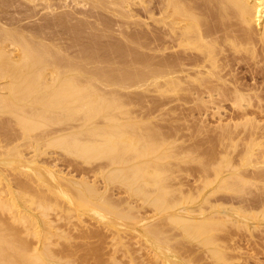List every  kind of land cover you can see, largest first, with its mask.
<instances>
[{
	"label": "bare ground",
	"instance_id": "bare-ground-1",
	"mask_svg": "<svg viewBox=\"0 0 264 264\" xmlns=\"http://www.w3.org/2000/svg\"><path fill=\"white\" fill-rule=\"evenodd\" d=\"M50 2L53 3L54 1L0 0V134L2 135V132L6 131V129L10 130L9 128L12 126L14 128L17 127L16 130L19 129L21 132V134L18 133L17 135L15 133L18 130L14 131V128H11L14 133L10 130L9 133L12 134H7L8 132H6L7 136L5 134L0 136V167H7L8 169L6 168V170L11 169L13 166L16 169H19L17 167L28 169L32 175L29 176L30 174L28 175L27 170V178L24 176L23 183L27 184L26 179L28 181L29 177V182L32 184L40 181L43 187L48 188H45V190L49 191L50 196L57 197V201H59L56 203L64 202L66 204V206H62L66 209L69 216L71 214L69 212L75 213L77 227H83L82 219L77 217V215L79 216L77 212L81 210L83 212H91L93 219L96 216L97 220L95 222L103 229L109 225L112 226L115 220L129 219V223L131 219L134 220L133 223H135L136 228H114L113 232L116 238L114 236L113 238L117 242L116 246L122 247L124 245L125 247L126 244H129L127 240L130 239L128 238L130 236H125L129 232L131 233V239L135 236L136 238H141L138 244L141 241L145 243L144 245L149 244L154 249L156 247L158 251L160 250V246L158 245L163 244L164 238V241L170 239L168 241L171 244L173 243V246H165L169 248L172 246L173 252L170 251L171 249L166 250L167 252L170 251L171 255L168 253L170 256L164 257L162 251L166 248L163 250V247L159 251L162 256L156 253L153 255L156 258L152 256V259L154 258L159 261L156 264H197L199 261H203L204 263L206 260H212L214 264H239L235 260V263L232 261L237 256L235 253L232 254V251L238 253L240 250L239 245L243 243L235 240L240 244L236 246L231 245L230 253L228 242L229 240L231 242L233 237L228 238L229 240L227 239L228 241H226L228 246L225 245V242L222 243L220 240L224 241L226 236L224 237L220 233V230L222 227L226 228V224L228 225L229 222H232V227L234 224L236 228H245V220L250 218L254 212L251 211L250 205L252 204L249 205L250 207L246 204L248 199H245L247 192L244 186L247 184L249 186L250 184L254 185L255 181L264 183V0H120L118 2L120 3L119 10L121 11L124 24H122V27L125 28V32L126 28L129 31V27L132 25L139 28V34L135 35L137 36L135 39H137L142 53L139 56L140 60H138V64L141 62L142 71L139 68L140 73L145 72L146 75L150 73L154 77V80L158 79L161 82L159 86H161V89L165 87L163 90L167 89V94H171L173 102H178V104L179 102H184L187 105L202 108L212 119H216V123L225 122V125L230 124V127L232 125L233 130L231 129L232 127H228L229 129H227V126H224V129L227 130H220L222 132L226 131L221 138H224L222 144L224 145L228 140L229 146L225 143L223 146L225 149H220L218 154L222 155V158L226 161L224 163L228 165L229 160L231 167L229 169H232L233 166V164L231 166V161L233 160H231V154L235 155V159L239 161L238 163L236 160H233L238 163V166L235 165L237 166L235 171L233 170L234 166L232 170H228V165H224V168L227 167L226 170L222 168L216 171V174L214 172V175L212 174L214 177L210 181H204L205 177L201 176L202 181H198L199 184L193 183V185L187 186V183L189 185L191 182H186V184L184 183L185 185L181 182L175 184L174 188H171V186L167 187V183H165L166 187L164 188V185L161 186L157 182L159 186L157 189H154L155 191L157 190V196L151 200L146 197L149 193L147 189L153 186V184L149 185V182H151L148 180L149 176H151L150 173L154 172V177L159 180L157 176L161 175L160 172L162 173L165 165L161 167L160 171L156 168H151L152 163L150 164L149 162H146L149 163L148 165L146 163L143 164V162H136L132 158L130 160L133 162L125 160V157L127 159V156L132 153L136 157L137 155L139 157L146 152V148L143 145H141L143 148L139 146L140 151L136 150V148L134 149L131 145L133 143L132 136L131 141L128 137L130 136V125H133L130 123L131 121H129L130 125L127 121V124L125 122L124 125L122 124L123 126H118L120 130L117 134L111 133L106 127L103 128L105 130L100 128L101 132L98 129L100 136H104V141L102 140L100 144L87 139L88 136L95 135L94 131L98 133L97 129L89 127V124H92L89 123L91 117L94 116L96 110L100 111L108 103L105 104L103 100L100 101L102 96L100 98H93L89 88H85L86 85L83 87L78 84L79 87H77V83L79 82L75 84L76 81L71 73L81 69L73 67L69 63L67 66L61 68L56 63L55 58H52V56L59 57L60 62L58 54L60 52L63 53V50L61 51L60 49L62 48L57 47L59 43L56 41H61L59 37L62 36L60 34L61 31L58 29L60 28L64 31L62 27L72 20L74 21L75 15L68 10L64 12L62 10V12L56 11ZM92 6L94 5L92 4ZM58 9L60 10V7ZM70 10L72 9L70 8ZM68 29L71 32L73 31L72 27H68ZM80 33H82V30ZM64 35L67 36L66 34ZM70 35L71 33H69ZM73 38H76V34ZM148 39L150 40L149 42L147 41ZM61 42L63 44V41ZM146 43H150V45L147 46L148 44ZM69 45L68 47H70ZM72 46L70 48H73ZM75 57L77 56L75 55ZM146 57L153 60V66H148L149 62L146 60ZM52 60H55L54 63ZM64 61L65 65L66 59ZM61 64L63 65V63ZM140 66L138 65V67ZM88 69L90 70V67ZM90 71L92 72V69ZM61 73H68L69 75L63 76L64 80H57ZM94 78L96 79V77ZM40 119L42 121L44 119L46 122L50 121L49 123L55 122V120H68V122L72 120V122L76 121V124H70L69 126L66 124L67 126L63 129L50 128V131L43 133L42 131H47V128L49 129L47 127L48 123L45 122L42 125H46L47 128H44L45 130L43 129L42 133L38 130L39 133L33 134L32 132L38 128L39 123L41 124ZM139 121H137L138 126L142 124V121L140 124ZM134 123L136 124V122ZM10 125L11 127H9ZM51 127H53V123ZM108 127L110 128L111 125H108ZM219 127L221 126L218 125L217 130H219ZM217 133L216 136H218ZM151 134L153 133L151 132ZM79 135L81 136L80 139H82V136L87 137H85V140L80 141V139L77 140ZM113 136H116V138H113ZM238 146L240 147L238 151L226 149V147L235 149ZM150 147L152 148L151 145ZM56 149L64 152L57 151ZM25 150L28 151L24 154ZM134 150L137 155L134 154ZM154 150L155 148L151 151ZM96 153L97 156L105 155V157L107 156L106 159H114L113 162H118L119 158L121 159L126 155L121 160V164L125 166L118 170L119 172L114 169L117 172L116 174L114 171L117 176L120 177L122 175L121 179L118 178L120 180L119 184L122 186L120 188H123L122 190L119 189V185L115 186L114 178L116 176L114 177L112 173V177L108 173L106 176L102 174L104 172L103 169L106 170L105 166L103 168L92 167L93 169H91L84 167V163V166H80L79 168L77 165H80L79 161L75 164L74 162L77 161L72 158L77 154L76 159L78 157L87 163L89 157L92 158ZM159 155H157L158 158L156 156L153 159L155 161L158 159L162 161L164 154L162 157ZM112 160L108 161L111 162ZM254 167H256V170H254ZM111 170L113 171V169ZM166 170L168 171L169 168H166ZM7 174L0 173V264H73L72 259H64L61 254L59 255L62 258L59 257V252H57V257L55 255L56 250L53 251L51 249V239L59 236L61 238L62 233L57 232L59 228L53 226L54 220L49 221L47 217L48 212L46 214V210L48 208L45 206H48V202H46V205L44 203L45 206L39 204L38 201V205H36L37 202H32L36 206L31 207L32 203L29 204L30 206L27 205L28 199H26L24 205L22 202V205H19L17 203L19 197H16L18 194L15 192L17 190L13 188L15 183L19 184V180L13 183L11 179H8L10 175ZM26 174L24 173V175ZM166 178L169 180L170 177ZM197 179L199 180V178ZM232 180H234V184L237 186L243 187L238 192L237 196L239 195V197L237 199H234V201L232 198L230 200L221 197L220 199L217 197V199H214L213 195L211 197L214 201L209 202V195L214 192L216 194V192H219L217 190L220 187V190H222V187L227 186L228 183L234 185ZM159 182L161 183V180ZM193 182H195V179ZM113 184L115 185L113 186ZM24 185L22 184L25 190ZM210 185H214L213 188L211 187V189L206 190ZM19 186L21 185H17V187ZM145 189L147 190L146 192ZM123 193L127 197L126 195L122 196ZM23 194L25 193L23 192ZM166 195L167 197H165ZM168 195L169 198H173L174 201L172 203H170ZM137 196L143 200V204H146V207L148 206L149 211L152 212L151 215L146 214L148 211L143 209L144 205L141 207V203H139L140 205H136L137 201H139L138 198V200L136 199ZM164 197L168 198V200ZM134 198L136 199V204H134ZM164 199L166 200L165 203L169 201L170 204L167 203V205L169 208L173 206V210L170 214L161 216L159 213L162 210H168L167 206L164 205ZM30 201L32 200H29L28 203ZM183 203L189 205H182ZM194 203L195 205H193ZM97 204L101 205V208L107 207V210L111 209L112 211H107L106 213L111 214V217L114 219H109L107 217L109 215L101 216L99 213L97 214L92 209ZM50 205L51 203H49V208L51 207ZM58 205L61 206V204ZM98 207L97 205L96 208ZM86 208H89L88 211L84 210ZM140 208L143 211H139ZM29 209L34 211L38 209L39 220L36 219L35 214L31 213ZM261 209L264 212V206ZM50 210L48 209V211ZM17 211H19V214ZM256 213L258 214V212ZM256 216H254V219L257 220L258 217ZM248 220L251 221L252 219ZM119 221L121 222L122 220ZM162 221L166 226L170 225V232H166L168 228L166 231L164 230L163 226L165 225L162 226ZM14 224L21 226L18 229V225L15 227ZM154 225H156L155 228H153ZM109 229H112V227ZM125 230L128 232L126 233ZM109 232L112 234L111 231ZM234 232L232 235H234ZM231 233H229L230 236H232ZM217 234L222 235L224 238ZM236 235L238 237L240 235V238L235 237L236 239H242V242H244V237L241 238V234L238 235L237 233ZM27 238L34 239L38 245L35 247L31 246ZM103 238L105 239V237ZM62 239H64L63 236ZM114 239L112 240L114 241ZM183 240H187L185 244L182 243ZM168 241L167 243L170 244ZM32 244L34 245V243ZM68 245L71 247L69 242ZM71 248L73 249L74 247L72 246ZM88 250L86 248V252ZM96 250L98 251V249ZM138 251L140 252V250ZM93 252L96 253L95 251ZM151 252L153 250L151 251L150 249ZM72 253L70 256H72ZM124 253L126 254L127 251L123 252L121 257H125L123 256ZM120 255L115 258H119ZM132 255L130 253V256ZM239 255L238 253V257ZM241 257L238 260L236 259L237 262L241 260ZM115 258H113V261L111 258V264L122 263L119 261L121 260L120 258L119 260L117 259L119 262ZM139 258L141 260V257L137 259L139 260ZM132 259L133 257L128 259L127 263L139 264L138 262L135 263V260ZM96 260L98 259L96 258ZM144 261L147 263V260ZM242 261H239L240 264H242ZM243 262L246 264L245 261ZM154 263L151 262V264ZM203 263L201 262L200 264Z\"/></svg>",
	"mask_w": 264,
	"mask_h": 264
},
{
	"label": "rangeland",
	"instance_id": "rangeland-1",
	"mask_svg": "<svg viewBox=\"0 0 264 264\" xmlns=\"http://www.w3.org/2000/svg\"><path fill=\"white\" fill-rule=\"evenodd\" d=\"M47 1H49V0H47ZM52 1H54L53 3L56 4L54 6V4L52 2H50L52 4L53 8L56 9V11H59V12L63 11L64 12L65 10L66 11L68 10V11L72 12L75 15V17H74L75 20L74 21L72 20L71 22L66 24L64 27H62L64 29V31L61 30L60 28L58 29L59 31H61L60 34L62 35L59 38L61 39V41H63V44H62V42L60 40L56 41V42L59 43L57 47L62 48V49H60L61 51L63 50L62 51L63 53L60 52V54H58V56H60V62H59V59H58L59 57L57 58L55 56L54 57L52 56V58H55L56 63H58L61 66V68L67 66L68 63H69V64H71V66L81 69V70H75V72L71 73V75L73 74L72 76H73V78L76 81L75 84L77 82H79V83H77V87H79V85H82L83 87H84V85H86L85 88H89V90L91 91V96L93 98L94 97L100 98L102 96L103 99L100 98V101L103 100V102H105V104L108 103L107 105H104L103 108L100 109V111L96 110L97 112L96 111L94 112V116L91 117L90 122H89V123H92V124H89V127L97 129V131L99 129L100 132H101L100 128L103 129V128L106 127V129L108 128V130H110L111 133L113 132V134L114 133L117 134V132L120 130L119 127L123 126L125 122L127 124V121H128L129 125H130V123L133 124V125H130L131 126L130 127L131 130L129 129L130 136H128L130 138V141H131V136H132V139H133V143L131 144L132 147L134 149L136 148V150H139L140 148H143V147L146 148L145 149L146 150V152H145L146 155L144 153L145 156L141 155V156L138 157V155L135 153V150H134V154H136L137 157L135 155H133V153H132V154L127 156V159L125 157V160H128L129 162H133V161L130 160L132 158V160L134 159L136 162H139V163L143 162V164L146 163V162H149L150 164L152 163L151 164V168L153 167V169L156 168L157 170H160V171L162 169L161 167L165 165L163 167L164 169H163L162 173L160 172L161 175L157 176L159 180H157L156 177H154V172L150 173L151 176H153V177L151 178V176H149L148 180L151 181V182H149L150 183L149 185L153 184V186H151V187H149L147 189L150 194L148 193L146 195V197L149 200H151L153 197L155 198L157 196L156 195V191L157 190L155 191L154 189H157L160 184H161V186H163L165 183H167L166 184L167 187L171 186V188H174L175 184H179L181 182H182V184H184V183L186 184V182H191V184H189V185L187 183V186H190V185H193V183L194 184H199L198 181H202L201 176L203 178L205 177L207 179L206 180L204 178L203 179L204 181H208V180L210 181L214 177V176H212V174L214 172H215L214 174H216V171H219V169L221 170L222 168L226 170L227 167L224 168V165L227 166L228 164L224 163L226 161L222 158V155L220 156V154H218V152H219L220 149H225V147H223L225 145V143L228 144V146H229V143H228V140H227V142H225L224 145L222 144L224 138L223 139H221V138H222V135L225 134L226 131L222 132L220 130L224 129V126L225 127L227 126L226 128L229 129V128L232 127V125L230 127V124L229 125H225L226 124L225 122L224 123L223 122H219L220 124L216 123V119L215 118L212 119L211 116L208 115V113L206 114L202 108L195 107V106H192V105H189V104L187 105L184 102H179V104H178V102H175V101L173 102L171 94L170 93L167 94V89L163 90V88H165V87H162V89H161V86H159L160 85L159 83H161V82L158 79H155L156 80L155 81L154 77L150 73H147V75H146L145 72H141L140 73V69H141L140 63L141 62L138 64V60H140L139 56L142 53H141V50L139 48L138 41H137V39H135L137 37L135 35L137 33L139 34V28H137V27L132 25L131 27H129L130 29L128 28L129 31L126 28V32H125V28L122 27L123 18H122V15L120 13L121 11L119 10L120 9V6H119L120 3H118V2H120V0H114V1L113 0H88V2H87V0H52ZM59 2H61V3H59ZM62 4H64V5H62ZM92 4L94 6H92ZM66 5H68V6H66ZM102 5H104V7H102ZM87 6H89L90 8L87 7ZM59 7H60V10L58 9ZM70 8L73 11L70 10ZM77 22L79 24L78 26H77ZM88 22H89V24H88ZM71 23L72 24L75 23L76 25L75 24L72 25ZM85 24H87V25H85ZM68 27H72L73 34H72L71 30H70L71 28L68 29ZM81 30H82V33H80ZM68 31H70V32H68ZM66 32H68V33H66ZM69 33H71L70 36H69ZM64 34H66L71 39H69ZM75 34H76V38H73V37H75ZM129 34H130V36H129ZM93 35H94V37H93ZM131 35H132V37H131ZM147 41L149 42L150 40L148 39ZM69 43H70V45H69ZM71 43H72V45H74V44L75 45L72 46ZM150 43L149 44L146 43V44H148L147 46H149ZM68 45L70 47L72 46L73 48L68 47ZM66 48H69V49L66 50ZM64 52H65V56H64ZM61 54H63V55H61ZM75 55L77 57H75ZM76 58H77V60H76ZM61 59H62V62H61ZM64 59H66L65 65H64V62H65ZM55 60H52L53 63H54ZM146 60H148V62L150 63V64L148 63V66H153V60L152 59L146 57ZM61 63H63V65ZM88 64H90V65L88 66ZM138 65L140 67H138ZM80 66H81V68H80ZM88 67H90V70L92 69V72L88 69ZM87 69H88V71H87ZM84 70H86V71H84ZM141 71H142V69H141ZM143 71H144V69H143ZM65 75L68 76L69 74L68 73H66V74L61 73L57 80H59V79H63L64 80V78H62V77L65 76ZM78 76H79V78H77ZM93 76L96 77V79ZM127 77H128V79H127ZM90 79H93V80L90 81ZM82 86H80V87H82ZM158 88H159V90H158ZM182 103L185 104V105H183ZM208 116H210V117H208ZM139 119H140V121H139ZM214 119H215V121H214ZM40 121H41V124L39 123V126H38L39 129L38 128L36 129L37 131L39 130L40 133H42V132L46 133V132L50 131V128L51 129H57V128L58 129L59 128L63 129V128H65L67 126L66 124H68V126L70 124H76L75 123L76 121L72 122V120H69L70 123L68 122V120H65V121H62V120L57 121V120H55V122L52 121L51 123H49L50 121L46 122L44 119H43V121H42V119H40ZM129 121H131V122L129 123ZM137 121H139V124L142 121L141 122L142 124H140L138 126ZM45 122L48 123L47 127H49V129L46 127V125H42V124H45ZM134 122H136V124ZM52 123H53V127H51ZM221 123H223V124H221ZM108 125H111V127L109 128ZM218 125L221 126V127H219V130H217L218 129ZM140 126H141V128H140ZM9 127H11V125ZM137 127H139V128L137 129ZM11 128L13 129L14 126H12ZM11 128H9V129L11 130L12 133H14V131L18 130V132L15 133V134H17V135H18V133L21 134L19 129L16 130L17 127L13 129L14 131ZM44 128H47L46 129L47 131H42ZM227 129H224V130H227ZM231 129L233 130V127ZM10 130L6 129V131L2 132V135H4L6 132H8L7 134H12V133H9ZM36 130H34V132H32V133L33 134L39 133V131L37 132ZM103 130H105V129H103ZM230 130H228V131L230 132ZM232 130H231V133H232ZM99 131H98V133L94 131V133H95L94 136H88V137L87 136H82V139H80L81 138V136H80L81 134H80L79 135L80 137L78 136L79 138L77 137V140L80 139V141H82V140H85V137H87L88 140H91L94 143L96 142V143L100 144V143H102V140L104 141V139H103L104 136H100V132ZM217 131H219V132L217 133ZM151 132L153 134H151ZM0 133H1V131H0ZM216 133H217L218 136H216ZM219 133H220V138H219ZM2 135L0 134V136H2ZM137 136H138V140H137ZM89 138H91V139H89ZM113 138H116V136H113ZM87 139H86V141H88ZM135 140H136V142H135ZM144 140H145V142H143ZM141 145H143V147ZM150 145L152 146V148L150 147ZM172 145H173V147H172ZM139 146H140V148H139ZM154 148H155V150L151 151ZM169 149L172 152H170ZM226 149H228L230 151H235V150L238 151V150H240V147L239 146L235 147V149L234 148H230V147H226ZM56 150L60 151V152H64V151H62L60 149L59 150L56 149ZM27 151L28 150H25L24 154ZM166 152H167V154H165ZM159 153H160V155H159ZM65 154H67V153L65 152ZM76 155L74 157H72V158H74L77 161V162H74L75 164H77L78 161H79L80 165L77 164L79 168H80V166L83 167L84 163H85L84 167H89L91 169L98 168V167H102L103 168L105 166L104 168H106V170L103 169L104 172L102 174H104L106 176L107 173H108V174H110L111 177H112V175L114 177L116 176V178H114L115 181L113 180L116 185L113 184V186L114 185L115 186L119 185L118 186L119 189L120 190L123 189V188L122 189L120 188L122 186H121V184H119L120 183L119 179L122 178V175H120L121 174L120 173V174H118V175H120V177L117 176L116 175L117 172L115 170L118 171L122 167L125 166L124 164H121V160H123L124 156H126V155H124L123 158H121V159L119 158L120 161L118 159H117L118 162L114 161L115 163L113 162L114 159L112 160V159H108L107 158L108 160H112L111 161L112 163L109 162L106 159L107 156L105 157V155H103V156L98 155V156L103 157V158H100V157L97 158L98 157L97 153L92 158L89 157V160H88L87 163L85 161H83L82 159L78 158V157L76 159L75 158ZM149 155H150V157H149ZM157 155H159L161 157L163 155L164 159L162 157V161L160 159H158L159 161L158 160L155 161L153 158H155ZM165 155H166V157H165ZM69 157L71 158L70 155H69ZM136 158H138V159H136ZM157 158H158V156H157ZM236 158H237V156H236ZM232 159L236 160L239 163L238 159H235V155H233V154H231V160ZM232 161H231V166L233 164L234 169H233V166H232V169L235 171V169L238 166V163L234 162V161L232 162ZM149 163H146V164L149 165ZM228 163H229V165H228L227 169L228 170H232V169H229V167H230L229 160H228ZM161 164H163V165H161ZM235 165H237V166H235ZM108 166H109V168H108ZM6 168L7 167H4V166L0 167V173H2V174H7L8 173L7 175H10V177L8 179H11V182L13 181V183H15V182H17L19 180L18 183L21 185V186H19L20 187L19 188V187H17V185H19V184H17V183H15V185L12 184L13 188L18 191L17 192L15 190H13V191L16 192V194H18L17 196L15 194V196L17 198L18 197L20 198V199L18 198V202H17L19 205H22V204L24 205L26 203L25 200L28 199L27 203H26L27 205H29L32 202L35 203V202L38 201L39 204H41L43 206H45L47 204L46 202H48V206H45V207H47L49 210L52 207L50 211H48V209L46 210V214L48 212L47 217L49 218V221L54 220V223L52 222L53 226H55L56 228H59L58 230H60V231L57 230V232H59L60 234L62 233L61 234V238L59 236V237H53L51 239V241H52L51 249L53 251L56 250L55 255H57V252H59L58 255L61 254V256H63L64 259H68V260L72 259L71 261H72L73 264H83V262H84V264H111V262L113 261V258L118 257L120 254L121 255H120L119 258L122 261L119 260V258H115V259H116V261L119 260L120 263L122 262L121 264H128L127 260L130 259L131 257H133L132 260H135L134 261L135 263L138 262L140 264L143 261L142 264H151V262L152 263L155 262L154 264H156L159 261L154 259V258L153 259L155 261L152 259V256L155 253L160 255V256H162V254H163L164 257H166V256L168 257L169 254L171 255L170 251L173 252V249H171L172 246H173V243L171 244L169 242L170 239H168L169 241L168 240L164 241L165 240V238H164V240L162 241L163 244L161 243V244L158 245V246H160L159 247L160 250H162L163 247H164L163 250L166 248L164 251H166L168 249L169 250L171 249L168 252L167 251L166 252L162 251V254H161L159 252L160 250L159 251H158V249L156 250V247L154 249L149 244H146L149 247H151V248H149L148 246L144 245L145 243H142L141 241L139 242L140 244H138V241L141 240V238H136V236H135V237H133L134 239L133 238L131 239V233L130 232L127 233L128 229L125 230L128 235L126 233H125L126 235L124 234L126 237L130 236V237H128L130 239L127 240L128 241L127 243H129V244H126L128 246H126V245H125V247H124V245H122V247L119 246V245L116 246L117 242L114 239V238H116L115 233L113 232L114 228L115 227L116 228H120V227L121 228L122 227L123 228H125V227L136 228L135 227V223H133L134 220H132V219L130 220V223L132 222L131 224L129 223V219L128 220L119 219V220H122L123 222L122 221L120 222L119 220L118 221L115 220L116 221V222L114 221L115 225L113 224L112 226L111 225L108 226L109 228L112 227V229H109L108 227L107 228L104 227V229H105L104 230L101 226H99L98 223L95 222V220H97L96 216L93 219L91 212L90 213L89 212H83L81 210L80 212H77L79 214V216L77 215V217L79 219H82L83 227H81V226L77 227L76 222H75L76 221L75 220L76 219L75 218V216H76L75 213L73 214V212H69V213H71L70 216H69V214L67 213L66 209L63 207V206H66V204H64V202L63 203L62 202L61 203H56V202L59 201V200L57 201V197L56 196H54V197L50 196L49 195V191H46L48 188L47 187H43V184L40 183V181H36L37 184H35L36 182L34 184H32L31 182H29V180H30L29 179L30 177H29L28 181L26 179V182H28V183L27 184L25 182L23 183V179H25L24 176H26V178H27L26 171L28 169H24V168H21V167H17L19 169H16L15 166L11 167V169H9V170H6ZM166 168L167 169L169 168V170H171V171L168 170L169 171V173H168ZM75 169H77V168H75ZM111 169H113V171ZM109 170H110V172H108ZM254 170H256V167H254ZM257 170H258V167H257ZM28 171H27L28 175L30 174L29 176H31L32 173L30 171L29 172ZM114 171L116 172V174L114 173ZM172 171H173V173H172ZM155 172H156V170H155ZM24 173L26 175H24ZM111 173H112V175H111ZM208 173H209V175H208ZM168 174H170V175L166 176ZM194 174H195V176H194ZM197 174H198V176H197ZM207 175H208V178H207ZM159 176H160V178H159ZM166 177H170L169 180ZM12 178H13V180H12ZM163 178H165L167 181L165 179H163ZM193 178L195 179V182H193L194 181ZM197 178H199V180ZM153 179H154V181H153ZM20 180H22V182H20ZM160 180H161V183L159 182ZM232 181H233V184H234V180H232ZM157 182H158L159 185H157ZM21 183L23 185L25 184L24 185L25 186V190H24V187L22 186ZM256 184H257V186H256ZM263 184H264L263 182H258V181L256 182L255 181L254 185L250 184V186H249V184H247V185L244 186V189L247 192V196H245V199L246 200L248 199L246 201V204L248 206L250 204H252V205H250L251 206V211L254 212L253 215L250 216V218H247L245 220L244 226H245L246 230H245L244 227H243L244 231H243V228H236L234 226V224H233V227H232V224H231L232 222H229L228 225L226 224V228L222 227V229L220 230V233L224 237L226 236L225 237L226 239L222 235H218L217 234L218 236H222L224 238V241L220 240V241H222V243L225 242V245H227V246H228V243H229V249H228L229 251H230V247L239 245L240 243H243V244L239 245V247H240L239 248L240 250L238 252L240 254L239 257L242 256L241 260H239V261L241 262L243 260V261L246 262V264H264V249H263L264 248V238H263L264 237V212L261 209L262 206H264V185ZM28 186H30L31 189L28 188ZM213 186L214 185H210L206 190L211 189V187L213 188ZM165 187L166 186L164 185V188ZM18 188H19V190H18ZM45 188H47V189L45 190ZM185 188H188V187H185ZM220 188L219 189L217 188L218 189L217 191H219V192H216V194L214 192L213 194L209 195V198H208L209 202H211V201L213 202L214 201L212 199V197H211L213 195H214V197H213L214 199H217V198L220 199V197H221L223 199L226 198V199L230 200L232 198L233 201H234V199H237V197H239V195L237 196V194L240 191V189H242L243 187L241 188V186H237L236 184L231 185V183L230 184L228 183L227 186L222 187V190H220ZM147 190L145 189V192ZM23 192L25 194H23ZM38 193H40V194H38ZM50 193H52V192H50ZM21 194H22L23 197L21 196ZM38 195L39 196L41 195V196L39 197ZM52 195H53V193H52ZM124 195H126V194L123 193L122 196H124ZM150 195H151V197H150ZM26 196H27V198H26ZM126 197H127V195H126ZM165 197H167V195ZM38 198H39V200L41 199V201H44V202L39 201ZM137 198L139 199L138 196L136 197V199ZM168 198H169V195H168ZM168 198H165V199L168 200ZM53 199H54V201H53ZM136 199L135 198L133 199L134 200V204H136ZM165 199H164L163 202H164V205L167 206L168 210L166 208H164L166 210L165 211L162 210V212L159 213V215L161 214V216H166V215L170 214V212L173 210L172 209L173 206L169 208L168 205H167V203L170 204V203H172V201H174L173 198H171V197L169 198L170 201H171L170 203H169V201H167V203H165L166 202ZM29 200H32V201H30L28 203ZM141 200L142 199H139V201H137L136 205L141 203V205L139 204L140 207L144 205L143 209L145 211H148L147 213L146 212L145 213L147 215H151L152 212L149 211L148 206L146 207V204H143V200H142V202H141ZM21 202H22V204H21ZM38 202L36 203V205H38ZM34 203H32L31 207H33L35 205ZM44 203H45V205H44ZM49 203H51V205H50L51 207L50 208H49ZM54 204H55V208H54ZM58 204H61V206H59ZM97 205L100 207L101 210L99 209V207L96 208ZM97 205H95V207L92 206L94 208H92V207H89V208H92L97 214L99 213V215H101V216L109 215V216H107L109 219H111V220L114 219V218L111 217L112 216L111 214L106 213L107 211H112L111 209L107 210V207H104V208L102 207L101 208V205H99V204H97ZM182 205L188 206L189 204L186 205V203H183ZM193 205H195V203ZM180 206H181V204H180ZM252 206H253V208H252ZM257 207H258V209H257ZM61 208H62L63 211L60 210ZM89 208H86L84 210L88 211ZM103 209H104V211L102 212ZM30 211H31V213L35 214L34 216H36L37 217L36 219L39 220V217H38V213L39 212L37 213L38 209L36 211H34V210H30ZM139 211H143V210L140 208ZM256 212H258V214ZM17 213L19 214V211H17ZM87 213H89V214H87ZM109 213H111V212H109ZM256 214H257V216H256ZM254 216L258 217L259 219L258 218H257V220L254 219ZM107 217H104V218H107ZM248 219H252V220L254 219V220L252 222V220L250 221ZM164 221H166V220L164 219ZM17 225L18 224H16V225L14 224L15 227H17ZM163 225H165V226H163ZM20 226L18 225L17 228L19 229ZM155 226L156 225H154L153 228H155ZM162 226H163L165 231L168 228V231H166V232H170L171 231L170 225L166 226V224H164L163 221H162ZM169 228H170V231H169ZM252 228H253V230H252ZM235 230L237 231L238 235L239 234L242 235L241 238L244 237L243 238L244 242H242V239H236V238H240V235L238 237L236 235L237 233H235L236 232ZM109 231H111L112 234ZM232 231L233 232L235 231L234 235H232V233H233ZM238 231H240L241 233L238 232ZM245 231H246V233H244ZM226 233H228V234L231 233L232 236H230V234L228 235ZM90 234H91V237H90ZM65 235H67V236H65ZM249 235H250V237H249ZM62 236H63L64 239H62ZM113 236H114V238H113ZM125 236H123V237H125ZM246 236H248V237H246ZM103 237H105V239ZM222 237H221V239H223ZM230 237H233L232 238L233 240L231 239L233 241V243H232V241L230 242V240H229ZM84 238H85L86 241L84 240ZM111 238L114 239V241ZM245 238L248 240L247 241L248 243L246 242ZM227 239L229 240L228 243L226 242V241H228ZM251 239H253V240H251ZM235 240H238V242H240V243H238ZM27 241L33 247L38 245L37 242L34 239H31V238L28 239L27 238ZM101 241H102V243H101ZM167 241L170 244H168ZM186 241L187 240H183L182 243L185 244ZM250 241H251V243H249ZM30 242L34 243V245L32 243H30ZM65 242H67V243H65ZM68 242L71 244V247L72 246L74 247L73 248L74 250L70 247V245H68ZM83 243H84V245H83ZM236 243H238V244H236ZM183 244H180V245H183ZM165 245L166 246L172 245V246H171V248H169V247H166ZM64 246L66 248L65 251H64V249H65ZM138 247H139V249H138ZM86 248H87V250L89 248V250L87 252H86ZM146 248H147V250H146ZM96 249H98V251ZM150 249H151V251L153 250V252H151L152 255L150 253ZM138 250H140V252ZM93 251H95L96 253H94ZM126 251H127L128 254L124 253V255H123L126 258L125 257H121L122 253L126 252ZM81 252H82V254H81ZM113 252H114V254H113ZM71 253H72V256H70ZM130 253H131V255L132 254L133 255L130 256ZM143 253H145V254H143ZM230 253H231V251H230ZM234 253H235V255L237 254V256L233 255L235 257L232 259V261L234 263L236 261V263L240 264L239 261L237 262V260L239 258L238 257V253L232 251V254H234ZM58 255H57V257H58ZM141 255H143V256H141ZM176 255H178V254H176ZM61 256L59 255V257H61ZM98 256H99L100 259L98 258ZM249 256L250 257L252 256V257L250 258ZM138 257H141V260H140V258L138 260L137 259ZM153 257H155V256H153ZM178 257H179V255H178ZM96 258L98 260H96ZM111 258H112V261H111ZM149 258H151L152 260L149 259ZM144 260H147V263ZM243 261H242V264H244ZM201 262L203 263V261H199L197 264H200ZM207 262L209 264H212V263L214 264V262L212 260H206V262H204L203 264H205V263L208 264ZM215 264H217V263H215Z\"/></svg>",
	"mask_w": 264,
	"mask_h": 264
}]
</instances>
